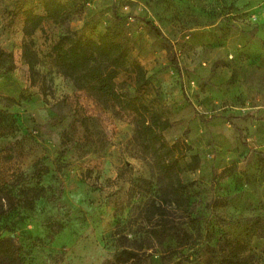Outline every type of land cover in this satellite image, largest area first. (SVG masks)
Returning a JSON list of instances; mask_svg holds the SVG:
<instances>
[{
  "label": "rangeland",
  "instance_id": "1",
  "mask_svg": "<svg viewBox=\"0 0 264 264\" xmlns=\"http://www.w3.org/2000/svg\"><path fill=\"white\" fill-rule=\"evenodd\" d=\"M61 1L70 19L45 20L33 32L30 71L24 10L43 13L42 0H0V183L21 176L14 188L32 186L33 164L49 168L43 197L12 208L0 235L20 246L25 264H103L121 248L138 254L125 264H204L224 235L246 243L251 264H264V0ZM108 26L149 80L142 86L121 71L117 96L138 97L170 122L162 136L182 165L198 158L179 174L185 203L164 195L134 139L135 114L118 97L100 106L50 63L59 34L94 37ZM251 221L256 235L246 233ZM162 222L193 243L154 237Z\"/></svg>",
  "mask_w": 264,
  "mask_h": 264
},
{
  "label": "trees",
  "instance_id": "2",
  "mask_svg": "<svg viewBox=\"0 0 264 264\" xmlns=\"http://www.w3.org/2000/svg\"><path fill=\"white\" fill-rule=\"evenodd\" d=\"M43 13H35L31 8L24 10L23 34L28 42L22 46V57L27 63L29 70L33 71L37 64V56L30 48L31 35L40 27L45 20L55 24H62L70 19V13L66 3L61 0H42ZM151 29L158 36L161 32L152 24ZM6 53L0 49V59ZM48 57L51 65L64 78L71 82L75 90L84 92L97 104L110 107L115 104L118 93L116 90V77L121 71H132L140 85L149 83L143 67L137 63H130L124 44L119 39L118 32L114 27H106L97 36H83L76 30H67L59 34L57 39L50 45ZM11 69V68H10ZM16 103L14 98H7ZM118 103L122 109H127L135 114L134 139L141 146L144 154L148 155L154 164L165 194L176 205L185 203L183 191L186 186L182 184L179 174L187 169H194L198 165L197 156L182 162L174 145L165 142L162 132L170 126L167 119H162L156 112L149 110L138 97L122 95L118 97ZM261 159L264 153L259 152ZM49 168L42 164H33L30 180L34 185L22 186V177L16 180H6L0 183V220L7 216L12 208H31L35 199L43 197L44 188L40 186L41 177L48 173ZM257 222L251 221L247 227V234L256 235ZM58 224H51L50 230L56 233ZM154 237L161 233L174 235L179 246L191 245V235L180 227L166 228L165 224L159 223L151 231ZM264 252V248H262ZM137 252L132 249L121 248L111 259L103 264H125L136 259ZM182 257V255H180ZM253 254L245 242L239 238H228L224 235L222 244L210 251L204 260V264H251ZM0 264H25V256L20 251V246L12 238L0 235ZM173 264H183L180 259Z\"/></svg>",
  "mask_w": 264,
  "mask_h": 264
},
{
  "label": "clouds",
  "instance_id": "3",
  "mask_svg": "<svg viewBox=\"0 0 264 264\" xmlns=\"http://www.w3.org/2000/svg\"><path fill=\"white\" fill-rule=\"evenodd\" d=\"M77 200H79V197H76Z\"/></svg>",
  "mask_w": 264,
  "mask_h": 264
}]
</instances>
